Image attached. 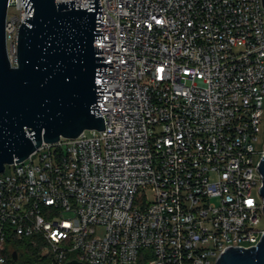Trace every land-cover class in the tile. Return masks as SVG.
Listing matches in <instances>:
<instances>
[{
    "label": "built area",
    "instance_id": "built-area-1",
    "mask_svg": "<svg viewBox=\"0 0 264 264\" xmlns=\"http://www.w3.org/2000/svg\"><path fill=\"white\" fill-rule=\"evenodd\" d=\"M100 3L96 28L108 29L95 45L107 52L97 54L113 61L101 78L110 95L98 100L105 128L6 164L0 264L18 260L19 237L41 239L32 264H215L228 247L255 246L264 234L262 0ZM27 15L22 0H8L12 65Z\"/></svg>",
    "mask_w": 264,
    "mask_h": 264
},
{
    "label": "water",
    "instance_id": "water-1",
    "mask_svg": "<svg viewBox=\"0 0 264 264\" xmlns=\"http://www.w3.org/2000/svg\"><path fill=\"white\" fill-rule=\"evenodd\" d=\"M33 10L19 26L16 64L6 46L8 0H0V173L6 164L22 162L43 142L76 137L86 129H104L98 100H103L107 72L105 39L96 28L101 19L100 0L89 6L75 0H22ZM264 6V0H262ZM258 168L263 184L260 194L264 211V154ZM17 258V252L12 254ZM66 264H84L70 259ZM215 264H264V234L255 246L226 248Z\"/></svg>",
    "mask_w": 264,
    "mask_h": 264
},
{
    "label": "trees",
    "instance_id": "trees-1",
    "mask_svg": "<svg viewBox=\"0 0 264 264\" xmlns=\"http://www.w3.org/2000/svg\"><path fill=\"white\" fill-rule=\"evenodd\" d=\"M39 237H19L15 238L12 242L11 247L18 252V259L21 258L20 264H32L36 261V254L39 248V245H35L33 241L40 242ZM27 254V259L22 258L24 254ZM9 258H11V255ZM137 264H143V262H138Z\"/></svg>",
    "mask_w": 264,
    "mask_h": 264
},
{
    "label": "rangeland",
    "instance_id": "rangeland-1",
    "mask_svg": "<svg viewBox=\"0 0 264 264\" xmlns=\"http://www.w3.org/2000/svg\"><path fill=\"white\" fill-rule=\"evenodd\" d=\"M88 133H90L89 132V130H88ZM263 133H264V124H262V131H261V133H260V135L263 137ZM37 159V157L35 156V160ZM11 166L10 165H8L7 166V171L8 172H10L11 171ZM145 201H151V200H153V198H154V192L149 188V189H147L146 191H145ZM263 223H264V216H263ZM22 258H26L27 259V257H28V255L25 253L23 256H21ZM20 261H21V258H19L16 262H14V263H12V264H20ZM146 261H148V260H146ZM139 262H142L141 260H139ZM137 264V263H136Z\"/></svg>",
    "mask_w": 264,
    "mask_h": 264
},
{
    "label": "snow or ice",
    "instance_id": "snow-or-ice-1",
    "mask_svg": "<svg viewBox=\"0 0 264 264\" xmlns=\"http://www.w3.org/2000/svg\"><path fill=\"white\" fill-rule=\"evenodd\" d=\"M249 203H251V202H249Z\"/></svg>",
    "mask_w": 264,
    "mask_h": 264
}]
</instances>
